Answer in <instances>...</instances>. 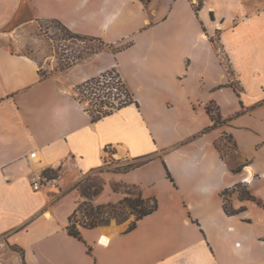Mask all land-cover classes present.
<instances>
[{
    "label": "crops",
    "instance_id": "0c3cea01",
    "mask_svg": "<svg viewBox=\"0 0 264 264\" xmlns=\"http://www.w3.org/2000/svg\"><path fill=\"white\" fill-rule=\"evenodd\" d=\"M193 1L0 0V239L26 264H264V0H202L197 12ZM36 20L109 50L41 78L4 37L10 23ZM110 69L133 102L92 121L74 89ZM208 105L223 123L213 126ZM111 157L119 167L102 173L93 203L139 194L157 207L131 230L116 222L106 244L102 226L74 237L77 186ZM38 171L56 182L34 191ZM241 183L255 200L239 197ZM224 191L243 210L226 213Z\"/></svg>",
    "mask_w": 264,
    "mask_h": 264
},
{
    "label": "rangeland",
    "instance_id": "374dc122",
    "mask_svg": "<svg viewBox=\"0 0 264 264\" xmlns=\"http://www.w3.org/2000/svg\"><path fill=\"white\" fill-rule=\"evenodd\" d=\"M193 2L196 3L197 0ZM14 22L10 23L5 28L6 35L4 37L13 43L9 44L10 49L18 50L34 58L40 65L41 72L47 76L58 75L60 72L68 70V68L74 64L84 62V60L89 59L92 54H94L92 53L93 50L100 46L97 41H81L74 37H68V35L60 29L58 23L51 20H36L20 25ZM215 40L216 37L212 39L213 42H215ZM103 48L105 49L106 47ZM105 50L109 49L106 48ZM219 55H221L220 59L222 64L227 68L228 63L226 57L221 54V52ZM77 87L74 89V96L93 114H95L96 109H107L105 106H109L113 101L117 103V105H113L115 108L120 104L118 102L130 98L122 91V86V89L119 88L118 91L114 90L113 93L109 94L107 99L104 100L87 93L85 89H78ZM218 149L223 154L232 152L234 147L231 138L224 135L223 139L218 144ZM111 158L113 161L110 159V163H107L105 167L92 171L82 177V181L79 183L82 188L90 184H94L97 187L101 186V189L104 187L106 179L102 173L106 170L119 167L116 158ZM137 162L138 161H134L132 164H136ZM92 185L90 186V190L94 191L96 186ZM244 188L245 186L242 183L236 186L238 192H241ZM121 190L129 191L128 188H122ZM130 192L135 193L133 190ZM109 212L115 215L98 226L106 225L110 220H115L116 222L122 223V228H128L135 218L134 212L126 205H116V208H110ZM20 258L18 252L13 251L11 247L0 239V264H22Z\"/></svg>",
    "mask_w": 264,
    "mask_h": 264
},
{
    "label": "trees",
    "instance_id": "16d2710c",
    "mask_svg": "<svg viewBox=\"0 0 264 264\" xmlns=\"http://www.w3.org/2000/svg\"><path fill=\"white\" fill-rule=\"evenodd\" d=\"M141 1L144 4L149 2V0H141ZM201 6H202V0H197V2L194 4L195 11L197 12L201 8ZM52 21L58 23L60 29L66 35H68V37H74V38L80 39L81 41L89 40V41L99 42L100 46H98L95 50H93L92 53H97V52L101 51L103 49V47H106V45H107L100 38L81 35L78 33L71 32L68 28H66L60 22L55 21V20H52ZM129 44L130 43H127V44L122 45L120 47L112 48V52L116 53V52L126 48L127 46H129ZM112 73H115L116 76H119L114 69H110V70L105 71L104 73H101L98 76L91 77V78L87 79L86 81H84L80 85H78L77 88L78 89H81V88L82 89H88L92 85H99V83L101 81H104L107 74L109 75ZM46 76H47L46 74L40 72L41 78H44ZM104 84H105V82H104ZM121 86L123 87V89ZM118 88H121L122 91L125 93V95L130 97V98L128 100L121 101L120 104L115 108H114L113 104H110L109 106L108 105L105 106V108H107L109 110H107V109H96L95 114H93L91 111L86 109L88 111V113L90 114L92 121H96V120L100 119L101 117H103L107 114H110L114 109L120 108V107H122L128 103L133 102L132 95L129 92V90L127 89V87L124 85L123 82L119 85ZM234 90H235V87H234ZM206 109H207V113L209 114V116L211 117V119L214 122L213 126H216L217 123H223L224 122L221 120L219 113L214 112L213 109L210 107V105H208L206 107ZM135 166H137V164H129L128 168H133ZM240 170H241L240 166H237V167L232 169V171L234 173H238V172H240ZM91 185L92 184L87 185L83 188H82L81 184H79L77 186V188L80 192V195L83 197V199H82V201H80L78 203L76 209L68 218V225L66 227L67 232L70 235L77 237L79 239H81L80 232L78 230L79 226L83 227V228H88V229H92V228L97 227L98 225L104 223V221H107L111 216L115 215V214H110L109 209L110 208H116V205H126L134 212L135 218L132 221L131 225L127 228V230H131L132 228H134L136 222L139 219H141L142 217L152 213L157 207L155 200L143 199L140 197L139 194L138 195L135 194L134 197H129V196L124 197L117 204L95 205L93 203V198L101 191V186L97 187L96 185L93 184L92 186H96V187H95L94 191H91L90 190ZM114 189H117V187ZM129 193H132V192H129ZM238 193H239L240 198L255 200V198L248 193L246 188H244V190H242L241 192H238ZM223 195H224V210L226 213L235 214V213H238L239 211L243 210V207L239 208L238 210H235L232 208V206L230 205L229 200L227 198V191H224ZM10 247L13 251L18 252L20 254V257L22 259V264H26L23 261V250L21 248L16 247V246H10Z\"/></svg>",
    "mask_w": 264,
    "mask_h": 264
},
{
    "label": "built area",
    "instance_id": "2783aa9c",
    "mask_svg": "<svg viewBox=\"0 0 264 264\" xmlns=\"http://www.w3.org/2000/svg\"><path fill=\"white\" fill-rule=\"evenodd\" d=\"M120 77L116 76L115 73L107 74L104 81H101L99 85H92L88 89H85L87 93L92 94L93 96H96L97 98H100L101 100L107 99L109 94H112L114 90H119V85L121 84ZM105 82V84H104ZM121 102V101H120ZM118 102V103H120ZM110 104H116V102L113 101V103ZM36 152L32 151L29 155V157L34 158ZM29 182L31 185V188L34 191L40 190L44 185L54 183L56 182V176L54 174H49L45 172H33L30 175Z\"/></svg>",
    "mask_w": 264,
    "mask_h": 264
},
{
    "label": "bare ground",
    "instance_id": "6f19581e",
    "mask_svg": "<svg viewBox=\"0 0 264 264\" xmlns=\"http://www.w3.org/2000/svg\"><path fill=\"white\" fill-rule=\"evenodd\" d=\"M101 235H100V242L106 244L109 240V235L113 232H116L119 227H116L113 223L109 227H100Z\"/></svg>",
    "mask_w": 264,
    "mask_h": 264
},
{
    "label": "water",
    "instance_id": "95a60500",
    "mask_svg": "<svg viewBox=\"0 0 264 264\" xmlns=\"http://www.w3.org/2000/svg\"><path fill=\"white\" fill-rule=\"evenodd\" d=\"M114 221V222H113ZM110 220L109 222H108V224H109V226L113 223L114 225L116 224V221L115 220ZM106 226H108V225H103L102 227H106Z\"/></svg>",
    "mask_w": 264,
    "mask_h": 264
}]
</instances>
